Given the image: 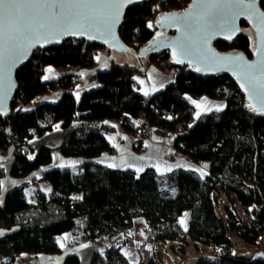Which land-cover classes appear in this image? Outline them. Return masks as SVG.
Listing matches in <instances>:
<instances>
[{"label": "trees", "instance_id": "trees-1", "mask_svg": "<svg viewBox=\"0 0 264 264\" xmlns=\"http://www.w3.org/2000/svg\"><path fill=\"white\" fill-rule=\"evenodd\" d=\"M189 2L149 0L130 8L118 29L120 40L138 54L156 37V18L168 11L182 12ZM260 7L264 11V4ZM240 29L232 44L216 42L214 48L250 59L253 38L246 34L248 26L241 24ZM99 50L105 48L66 41L57 48L34 51L15 74L10 115L0 118V150L12 155L8 172L0 168V181L4 176L20 181L6 191L0 204L4 233L0 257L8 259L4 264H13L21 256L58 255L56 239L63 235L71 234L74 246H91L120 233L129 236L92 252L89 264H141L134 231L139 224L145 227L152 248L147 264H163L157 245L188 241L196 251L208 246L222 252L219 262L200 258L194 264H264L261 256L252 261L234 257L229 239L232 233L256 245L264 238V117L246 108L228 78H201L186 68H175L166 52L145 59L147 66L161 72L175 70L164 89L141 96L134 77L145 68L111 62L108 69L92 72L98 87L77 101L72 90L80 82V73L95 67ZM47 67H70L74 72L44 81ZM58 88L63 93L56 102L33 104ZM203 97L224 100L223 110L195 118L191 101ZM140 116L148 125L167 130L168 136L175 135L169 146L188 163L207 165L203 178L194 169L176 165L160 175L153 168L137 173L96 163L102 155L115 153L107 137L117 129L137 137L135 152L144 150L146 138H138L140 132L131 122ZM55 153L83 159L80 171L45 170ZM38 171L39 179L25 181ZM37 183L48 184L50 192L37 191L34 199L27 197ZM220 192L233 195L232 203L238 207L226 208L224 218L215 211ZM185 213L187 231L179 223ZM126 249L136 252L134 262L124 256ZM62 264H81V258L72 253Z\"/></svg>", "mask_w": 264, "mask_h": 264}, {"label": "snow or ice", "instance_id": "snow-or-ice-1", "mask_svg": "<svg viewBox=\"0 0 264 264\" xmlns=\"http://www.w3.org/2000/svg\"><path fill=\"white\" fill-rule=\"evenodd\" d=\"M136 2L137 0H0V113H7L4 101L12 88L11 69L27 57L30 49L37 45L43 47L46 43L59 42V37L64 35H87L88 39L103 37L105 43H108L109 39H115L114 28L119 22L122 10ZM261 4H264V0H201L194 5L200 10L195 14L194 20L198 30L204 33L202 37L204 44L214 34L226 33L225 38L231 39L239 31L235 24L241 16L247 17L253 24L261 39L260 46L255 49L259 57L258 62L246 64L242 57L237 56L232 58L230 63L233 68L240 70L239 73L234 71L237 79L242 77L244 81H247V87L245 83H241V88L249 92L250 99L255 96L260 101L259 107L252 103H249L247 107L252 112L264 114V11L261 10ZM186 15H192V13L189 12ZM179 19L176 14H169L156 23L164 26V21H168V26L175 25L179 31ZM148 27H153V24L150 22ZM161 35L162 33H157L155 39L159 41ZM159 46L158 44L157 49ZM163 46L172 48L175 63L184 62L180 57L189 58V62L193 57L198 62L204 57L203 52L197 47V42L189 35H182L180 40L171 44L164 43ZM97 59L99 60V57ZM196 70L201 71L200 68ZM48 72L51 73L52 69L49 68ZM49 78V76L44 77L45 80ZM139 82L143 83V81ZM76 95L78 99V93ZM145 95L148 93L145 92ZM192 103L204 112L213 110L212 106H206L204 102L192 101ZM223 107L224 105L214 106L217 112L222 111ZM201 114V111H197L196 118L198 119ZM56 127L59 130V126ZM189 127L191 128L192 125ZM145 147H148L147 143ZM32 158L29 157V159ZM136 171L140 172L142 169L137 168ZM198 171L203 178L205 175L203 170ZM3 185L4 182L0 181V204L3 202L2 192L7 191ZM179 223L185 226L187 231L186 221L181 219ZM3 234L0 231V235ZM81 247H88V245H81Z\"/></svg>", "mask_w": 264, "mask_h": 264}, {"label": "rangeland", "instance_id": "rangeland-1", "mask_svg": "<svg viewBox=\"0 0 264 264\" xmlns=\"http://www.w3.org/2000/svg\"><path fill=\"white\" fill-rule=\"evenodd\" d=\"M102 56L107 58V61H108L107 66H103L100 64L102 60L101 59ZM98 57H99V60L96 66L92 68L91 70L83 71L82 73H84V75H81L80 82L72 90V94L75 100L78 101L84 92L90 91L98 87V82L95 79L90 78L88 75L91 72H94L96 70L108 69L109 63L111 62H114L118 65L128 64V65H132L136 67L141 66L145 68V72H143L142 74L136 75L134 77L136 78L135 81L138 85V93L143 97H146L152 93H155V92H158L164 89L172 81L173 76L175 75V70L161 72L157 68H155L153 65L147 66L145 58L137 59L130 53L123 54V53H118L115 51L101 50L98 52ZM49 68L52 69L51 73L48 72ZM70 73H73V69L70 67L68 68L47 67L44 69L43 80L48 81L52 79H57L59 77H62ZM45 76H49L50 78L45 80L44 79ZM139 81H143V83H140ZM145 92H147L148 95H145ZM62 93H63V90L61 88H58L55 91L45 96L37 98L33 104L36 105L37 103H40V102L54 103L60 98ZM77 93H78V99L76 95ZM196 101L198 103L204 102L206 106H212L213 110H215L214 108L215 105H225L224 100H218V99L210 100L207 97H203ZM191 104L194 107L195 118H196L197 111H201L202 112L201 115H203L204 113H207V112H204L202 109H198L196 105L192 103V101H191ZM141 135L142 134L140 132V135H138V138L144 137V135L143 136ZM107 138L109 142L111 143V145L114 147L115 153L114 154L106 153L102 155L100 158L95 160L96 163L101 164L106 167H109L108 165L111 164L113 166L109 168H112V169H121V170L131 169L133 171H136L137 168H140L143 171L147 167H150V165L147 162V159H145L146 156L143 154V151L138 153V152H135L133 149V143L134 141H137V137L129 136L125 134L124 132H122L121 130L117 129L112 135L108 136ZM174 139H175V135H170L165 138L160 137L158 135L153 136V140L156 142H159L160 144L164 143V144L172 145ZM1 157H2L1 158L2 162L5 165L4 169L7 173L12 163V159H11L12 155L10 152H7L5 155ZM83 162L84 160L80 158L64 157L58 153H55L52 156L51 163L48 166H46L44 169L45 170H54V169L68 170L72 172L73 174H77L80 171V166L82 165ZM176 166H180V167L188 168V169H194L196 171L198 170L204 171L207 168L205 167V165H201L200 167H198L196 165H193L192 163H188L182 160H180ZM171 167L159 166V172H167L168 170H170ZM142 171L140 172L136 171V172L141 173ZM198 172L200 173V171ZM247 181H251L250 178L247 177ZM3 186L5 188V185ZM6 186H8V184H6ZM35 190L36 192L40 191L43 194L48 191L47 189H45L43 185L42 186L34 185V187L30 188L26 192L27 197L32 199L33 194H34L33 192H35ZM5 193H6L5 191L2 192V196ZM233 199H234L233 195H230L228 197L226 194L220 192L219 197L217 199V204L215 205L216 214L220 218H224L225 213H226V208L231 209L232 207H235L236 209H238L236 204L232 203ZM181 219H184L186 223L188 222V216L183 215ZM142 228H143V224L141 225L139 224L136 226V229L134 230L137 233L136 237L139 238V239L137 238L139 242L141 240V237L143 236ZM65 237H67V239H64ZM229 239L232 244L231 251L234 257L243 259L246 261H252L256 256H261L264 258V247L262 245L264 238H262L260 243L256 245H249L241 241L240 239H238L232 233L229 234ZM72 242L73 241H72L71 234H67L64 237L56 239V243L60 251L58 255H55L54 260L56 264H59L62 261V259L65 258L67 254L70 255L72 253H76L80 256L81 264H89L92 252L96 250L102 251L104 247H107V240H105L104 242H99V241L94 242L91 246L88 245V247L74 246L72 245ZM61 244H63V247H61ZM130 251L131 250L127 252H129V254H132V257L134 256V260H136V256H137L136 252L134 254V251H131V252ZM155 251L159 253L160 257L162 258L163 264H194L200 258H208V259H211L212 261L219 262L221 254H222L221 250L219 249L214 250L213 248L208 247V246H202L199 251H196L193 248V245L190 241H188L187 244H179L177 242H166L164 245H157ZM35 259H36L35 255L21 256L18 258L17 262L31 264L35 262L34 261ZM48 263L49 262H47V264ZM50 263H52V261H50Z\"/></svg>", "mask_w": 264, "mask_h": 264}, {"label": "water", "instance_id": "water-1", "mask_svg": "<svg viewBox=\"0 0 264 264\" xmlns=\"http://www.w3.org/2000/svg\"><path fill=\"white\" fill-rule=\"evenodd\" d=\"M149 0H137L136 3L130 4L127 7H125L122 10V14L120 16L119 22L115 25L114 28V37L115 39H109L108 43H105V38H97V39H88L87 35H64L62 37H59V42H51L46 43L43 47H40L37 45L36 47L29 50V54L25 59H23L21 62H18L14 67L11 69L10 73V81L12 84V88L10 92L7 95V99L4 101V104L7 109L6 114L0 113V118L5 119L10 115L11 109L10 104L12 101V98L16 91V84H15V74L25 65V63L30 59L32 53L36 50H47L52 48H57L61 46L64 42L70 41V40H77V41H84L90 45H97L100 47H104L106 51H115L118 53L132 54L137 59L142 58H148L152 54L158 53V52H166L170 56L171 64L175 68H186L189 72L194 74L197 77L201 78H222L226 77L228 78L238 89L239 93L243 96L245 102H246V108L249 103H252L259 107L260 101L253 96L251 99L249 98V92L245 91L244 88H241V83H245V86L247 87V81H244L243 78L237 79V75H234V71L239 73V69L233 68L232 64L230 63L232 58H235L237 56L242 57L243 61L246 64H256L259 60V57L256 54V47L260 46L261 39L257 35L256 30L253 26V24L247 19V17L241 16L236 20L235 26L239 29L238 32H236L231 39H226L225 34H214L208 33L209 35H212V38L207 41L206 44L203 43V35L204 33L201 30H198L196 24H195V14L200 11L194 5L196 3L201 2V0H190L189 5L187 8H185L182 12H165L161 15H159L156 20H161L162 17H166L169 14H176L177 17H179V26L180 30L178 31L177 26H168V21H164V26H160L156 23V34L162 33V35L159 38V41H157L155 38L151 40L146 47L140 50L138 54H133L130 52L129 47H127L119 38L118 36V29L121 25L122 19L127 12L132 7L139 6L141 4H144L148 2ZM262 10V9H261ZM263 11V10H262ZM191 12L192 15H186L187 13ZM245 24L248 26V30H246V34L250 35L251 38H253V49L251 52V58L248 59L244 54L242 53H219L213 46L216 42H222L225 44H232L240 35H241V29L240 25ZM182 35H189L193 40L197 42V47L200 49L201 52H203L204 57L201 59L200 62L197 61L195 57L191 58V62H189V58L187 57H180L184 60L183 63H175L173 60L172 55V48L171 47H165L163 46L164 43L171 44L175 41H178L182 38ZM160 45L157 49V45ZM112 45V46H110ZM228 58V59H223ZM139 64V63H138ZM200 68L201 71H197L196 69ZM249 109V108H248ZM252 112V111H251ZM253 114L256 117H264V114H261L259 112H253Z\"/></svg>", "mask_w": 264, "mask_h": 264}, {"label": "built area", "instance_id": "built-area-1", "mask_svg": "<svg viewBox=\"0 0 264 264\" xmlns=\"http://www.w3.org/2000/svg\"><path fill=\"white\" fill-rule=\"evenodd\" d=\"M168 12H172V11H168ZM144 117L140 116V118L138 120H131L132 124H134L138 130L141 132L142 136L144 135V137L146 138L145 142L150 141V138L158 135L160 137H167L169 135V132L165 129H156L153 126H150L146 123L145 119H143ZM164 148V153L161 157V161L166 164V165H177L179 163L180 160H184L187 161L186 159H183L180 155L176 154L175 150L173 149L172 146L169 145H163ZM6 153H4L3 150H0V156L5 155ZM189 162V161H187ZM200 167V166H199ZM207 171V170H205ZM143 230V236L141 237L140 242H138V257L141 261L142 264H147L150 259H151V252H152V248L151 245L148 241V235L145 231V227L143 226L142 228ZM135 234L137 235V233L135 232ZM129 234H116L114 236H110L108 237L107 240V246H113L116 242H118L119 240L125 239L126 237H128ZM129 249H126L125 251V257L130 261L133 262L134 261V256L132 257V254H129ZM131 252V251H130ZM127 253V255H126Z\"/></svg>", "mask_w": 264, "mask_h": 264}, {"label": "crops", "instance_id": "crops-1", "mask_svg": "<svg viewBox=\"0 0 264 264\" xmlns=\"http://www.w3.org/2000/svg\"><path fill=\"white\" fill-rule=\"evenodd\" d=\"M99 51H101V50H99ZM98 51V52H99ZM104 51H106V50H104ZM98 52H97V54H96V64L98 63V59H97V57H98ZM101 65H103V66H107L108 65V61H107V58L106 57H104V56H102L101 57ZM96 66V65H95ZM73 72H74V70H73ZM83 72V71H82ZM81 72V73H82ZM91 75H92V72L88 75L90 78H92L91 77ZM148 144L149 146L148 147H144V150H143V154L146 156V158L145 159H147V162H148V164L150 165V167H147V168H153V169H155V171H156V173L157 174H164V173H167V172H169V171H171L173 168H174V166L173 167H171L170 165H166V164H164L162 161H161V157H162V155H163V153H164V149H163V145H164V143H159V142H156V141H154L153 140V137H151L150 138V141H148V142H145V144ZM161 146H160V145ZM165 145H168V144H165ZM2 157L0 156V165H2V167H0L4 172H6L5 171V169H4V164H3V162H2V159H1ZM159 166H164V167H171L170 168V170H168L167 172H159L157 169H159ZM207 169V168H206ZM205 171V170H204ZM136 172V171H135ZM40 176H41V174L39 173V172H35V173H33L30 177H28L25 181H28V180H30V179H32V178H34V179H39L40 178ZM5 184V188L8 190L9 188H11V187H15V186H17V185H19L20 184V181H18V180H14V179H12V178H10V177H8V176H4L3 177V180H2ZM12 181H15L16 183L15 184H12V183H10V182H12ZM6 184H8V186H6ZM44 186L45 187V189H47L48 191H47V193L48 192H50V188H49V186H48V184H46V183H37V184H35V186ZM6 192V191H5ZM34 194H33V197L36 195V190H35V192H33ZM32 197V199H34ZM2 198H3V196H2ZM185 215V214H184ZM186 225H187V223H186ZM64 236H66V235H63V236H61V237H64ZM61 237H58V238H61ZM68 255V254H67ZM66 255V256H67ZM65 256V255H64ZM64 256H63V258H64ZM35 262H33V263H31V264H47V262H49L48 264H56L55 263V255H35ZM7 257L6 256H2V257H0V264H4V263H6L7 262ZM18 261V259H16L15 260V262L13 263V264H28V263H18L17 262ZM50 261H52V263H50ZM62 262H63V259H62V261L59 263V264H62Z\"/></svg>", "mask_w": 264, "mask_h": 264}]
</instances>
